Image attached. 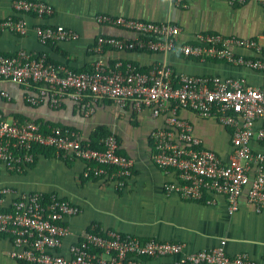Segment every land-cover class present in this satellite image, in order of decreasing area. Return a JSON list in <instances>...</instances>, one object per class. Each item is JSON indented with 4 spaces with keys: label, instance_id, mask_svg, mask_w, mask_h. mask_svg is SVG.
Wrapping results in <instances>:
<instances>
[{
    "label": "built area",
    "instance_id": "built-area-1",
    "mask_svg": "<svg viewBox=\"0 0 264 264\" xmlns=\"http://www.w3.org/2000/svg\"><path fill=\"white\" fill-rule=\"evenodd\" d=\"M177 5L182 0H175ZM251 0H229L232 5ZM264 6V0H256ZM14 13L0 20V32L25 35L26 16L44 19L54 14L50 4L35 0H14ZM97 22L122 28L140 36L136 40L98 37L93 51L96 55L106 48L118 51H153L168 53L176 47L180 28L170 23H152L137 19L100 15ZM40 44L75 41L78 33L63 26H35ZM264 39V33L262 35ZM234 48L263 53L261 58H245ZM181 52L199 61L221 60L264 74V46L256 40L224 37L204 33ZM11 81L25 89L35 88L36 96L26 95L32 106L47 104L59 109L68 99L82 102L110 100L122 108L153 109L155 116L163 114L166 127L152 133V161L165 172L175 171L177 181L165 185L167 193L192 202L206 200L207 195H222L227 199L228 212L234 214L246 186L248 202L258 212L264 208V154H254L253 139L264 141V127L256 130V122L264 124V83L247 86L241 78H220L180 75L166 65L142 71L134 65L116 63L108 66L101 60L92 64L91 71H76L49 60L47 55L19 50L6 56L0 54V82ZM0 97L8 94L0 88ZM88 114L92 112L91 104ZM188 109L202 118H216L233 130L232 154L227 163L213 151L202 147L194 128L178 116ZM100 148L86 145L82 136L62 126L48 127L38 121L8 118L0 112V162L10 172L22 173L36 161V149L52 150L58 158L77 159L88 165L86 178H106L123 188L132 175L135 161L121 154L119 141L109 134L99 141ZM253 168V179L251 171ZM7 188H0V236L12 241L9 257L20 264H146V259L175 257L169 264H264L253 261L247 254L230 256L226 241L212 249L186 253L182 242L142 240L115 231L92 227L82 232L69 256L59 253L66 237L71 234L67 222L80 209L57 195L42 193L21 195L5 209ZM208 204L213 200H206Z\"/></svg>",
    "mask_w": 264,
    "mask_h": 264
},
{
    "label": "crops",
    "instance_id": "crops-1",
    "mask_svg": "<svg viewBox=\"0 0 264 264\" xmlns=\"http://www.w3.org/2000/svg\"><path fill=\"white\" fill-rule=\"evenodd\" d=\"M14 0H0V20L14 13ZM50 4L54 14L44 19L26 16L27 33L20 35L10 31L0 32V54L10 56L19 50L45 54L50 61L78 71L92 69L96 60L108 66L116 63L131 64L142 71H150L158 65H166L180 75L220 78H241L247 86L259 87L264 74L226 61H199L181 52L185 44H192L204 33L224 37L256 40L264 46V6L256 0L232 5L229 0H35ZM100 15L115 18L137 19L152 23H170L180 28L176 47L168 53L153 51H118L106 47L96 55L93 47L100 36L136 40L140 36L122 28L97 22ZM63 26L78 33L71 42L40 44L35 26ZM245 58H261L257 53L234 48ZM0 88L8 98L0 97V112L8 118L38 121L48 127H68L78 132L88 146L105 135L117 137L120 152L135 161L132 175L123 188L106 178H86V162L77 159L58 158L52 150L36 149V161L22 173L10 172L0 162V188H7L5 209H10L21 195L42 193L57 195L80 209V213L66 221L71 234L65 238L59 253L69 256L70 248L79 240L83 231L96 227L103 231H115L142 240L182 242L185 252L195 253L217 247L226 241L230 256L247 254L250 259L264 263V208L258 212L248 202L250 184L239 199L238 210L230 215L227 199L222 195H207L206 200L192 202L178 195L167 193L165 185L177 181L175 171L165 172L151 159L152 133L166 127L163 114L155 116L153 109L136 110L132 106L122 108L104 99L82 102L66 99L59 109L47 104L32 106L26 95H37L35 88L25 89L11 81L0 82ZM91 104L92 112L88 114ZM179 118L188 121L202 147L215 152L224 163L232 154L233 130L216 118H202L188 109L178 112ZM264 127L256 122L255 129ZM254 154H264V141L253 139ZM253 168L251 180L253 179ZM12 241L0 236V264H20L9 257ZM175 257L146 259V264H169Z\"/></svg>",
    "mask_w": 264,
    "mask_h": 264
},
{
    "label": "trees",
    "instance_id": "trees-1",
    "mask_svg": "<svg viewBox=\"0 0 264 264\" xmlns=\"http://www.w3.org/2000/svg\"><path fill=\"white\" fill-rule=\"evenodd\" d=\"M75 70V69H74ZM78 71V70H76ZM88 72L91 71V70H87ZM109 135V134H108ZM107 136V135H105ZM104 136V137H105ZM91 148H100V145H99V141H95L93 144L90 145ZM122 154V153H121ZM124 155V154H123ZM46 199L48 200L49 199V196H46Z\"/></svg>",
    "mask_w": 264,
    "mask_h": 264
}]
</instances>
